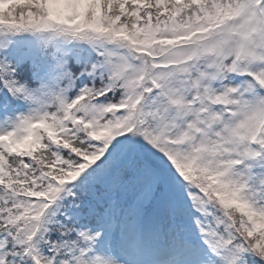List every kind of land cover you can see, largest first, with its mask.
<instances>
[{
    "label": "snow or ice",
    "instance_id": "6c2138e0",
    "mask_svg": "<svg viewBox=\"0 0 264 264\" xmlns=\"http://www.w3.org/2000/svg\"><path fill=\"white\" fill-rule=\"evenodd\" d=\"M0 264H264V0H0Z\"/></svg>",
    "mask_w": 264,
    "mask_h": 264
}]
</instances>
